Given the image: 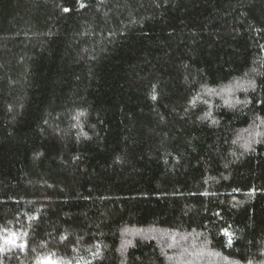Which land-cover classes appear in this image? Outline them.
<instances>
[{
  "label": "trees",
  "instance_id": "obj_1",
  "mask_svg": "<svg viewBox=\"0 0 264 264\" xmlns=\"http://www.w3.org/2000/svg\"><path fill=\"white\" fill-rule=\"evenodd\" d=\"M49 262L264 264V0H0V264Z\"/></svg>",
  "mask_w": 264,
  "mask_h": 264
},
{
  "label": "snow or ice",
  "instance_id": "obj_2",
  "mask_svg": "<svg viewBox=\"0 0 264 264\" xmlns=\"http://www.w3.org/2000/svg\"><path fill=\"white\" fill-rule=\"evenodd\" d=\"M83 6V5H82ZM66 11H67V9H66ZM49 264H52V262H49Z\"/></svg>",
  "mask_w": 264,
  "mask_h": 264
}]
</instances>
